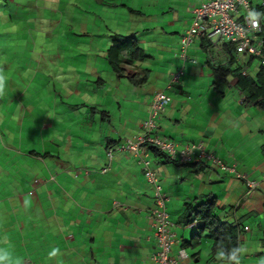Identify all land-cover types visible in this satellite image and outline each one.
Listing matches in <instances>:
<instances>
[{"label":"crops","instance_id":"obj_1","mask_svg":"<svg viewBox=\"0 0 264 264\" xmlns=\"http://www.w3.org/2000/svg\"><path fill=\"white\" fill-rule=\"evenodd\" d=\"M85 1L81 22L89 38L83 41V68L63 73L57 67L46 76L62 84L68 100L61 122L46 123L37 111L48 113L49 106L22 104L31 67L18 72V79L11 77L16 60L4 55L5 45H0V264H157L154 189L135 154L117 147L141 134L153 96L182 68V36L193 10L208 0H149L147 10L130 7L126 0ZM250 1L253 17L264 21L261 0ZM101 32L110 40L96 41ZM114 36H135L149 58L126 56L113 68L108 51ZM188 58L155 135L179 147L203 144L230 171L211 162L180 165L146 148L142 157L168 198L176 235L171 256L184 252L180 264H264V111L247 101L237 74L215 72L220 66L236 69L224 44L196 39ZM25 63L34 66L37 59L22 57L18 68L23 70ZM62 75L65 80L59 81ZM71 97L83 101L69 103ZM85 104L101 110L98 123L88 117L87 123L80 122L89 113ZM75 111H80L77 119ZM28 114L35 129L26 123ZM249 182L258 186L250 189ZM210 199H216L223 221L244 228L237 254L214 250L207 233L196 236L202 219L194 211ZM54 249L56 255L50 256Z\"/></svg>","mask_w":264,"mask_h":264},{"label":"rangeland","instance_id":"obj_2","mask_svg":"<svg viewBox=\"0 0 264 264\" xmlns=\"http://www.w3.org/2000/svg\"><path fill=\"white\" fill-rule=\"evenodd\" d=\"M126 2L130 7L139 10H147L149 6V0H126ZM86 4L87 1L85 0H0V45H5L1 49V52L11 58V60H16V66L13 70L14 74L12 72L11 77L18 79L16 75L18 72L24 73L25 69H30L29 67H31L32 72L29 73L28 70L29 76L25 78L27 97L24 102L22 101V104L34 105L37 108L42 106V110H44L45 106H49L45 108V110H49L45 114H42L43 112L36 108L46 123L49 124L52 121H62L63 111L65 109L63 104H68V100H66L64 89H61L62 84L60 83L58 85L55 80L54 83L50 77L46 78V76H48L51 70H55L57 67V70L61 68L63 73L70 71L77 73L79 71L77 70L78 68H83L81 62L86 57L83 56L85 54H83V41L89 38L83 36L82 28L84 23L81 22L82 13L87 7ZM70 10L74 12H70ZM72 19H77L74 20L73 26L70 23ZM14 24L19 26L18 31L13 32L9 30V27ZM68 25L71 26V29ZM106 26H109L111 29H116L114 28L115 24L113 22H107ZM107 34L112 35L110 32H107ZM95 35L97 37L96 41H101L102 39L110 40L104 32L96 33ZM70 41L75 43V47L69 46L67 48V43ZM43 43L47 44L44 45ZM4 55L0 54V57ZM22 57L29 61H33V58H36L37 64L30 66V63H25L22 66L23 70L19 69L18 62L20 60L22 61ZM258 67L259 65L255 63L249 69V73L253 74ZM47 71L49 72L47 73ZM63 79L65 80V76L62 75L59 77V81ZM54 84L57 87H54ZM39 86H44V88H39ZM54 89L57 90L59 95L54 92ZM122 90L125 96L129 97L128 89L122 87ZM0 100L2 101L0 102L1 113L4 101L2 98ZM56 100L59 101L57 111L59 115H57L54 108ZM71 101L82 103L83 98L79 100L78 97H71L69 98V103ZM86 107L89 113L80 122L82 123L84 121V123H87L86 117H88V120L91 122L94 119L98 123L101 120L102 114L97 111L101 110L95 106L96 109L94 112L92 110L94 108L93 105H86ZM78 112L80 113V111H75L74 113L76 119L79 117ZM34 119L39 121L36 117ZM34 122L28 114L26 123H32L31 127L35 129ZM97 127H100V123L97 126L93 124L94 129ZM0 142L3 143L2 134H0ZM188 241L190 240L188 239Z\"/></svg>","mask_w":264,"mask_h":264},{"label":"built area","instance_id":"obj_3","mask_svg":"<svg viewBox=\"0 0 264 264\" xmlns=\"http://www.w3.org/2000/svg\"><path fill=\"white\" fill-rule=\"evenodd\" d=\"M260 6L264 11V0H261ZM262 35L263 37H260ZM197 37L207 38L212 44L223 41L230 42L236 47L238 54L257 58L264 65V53L261 49L264 46V21L253 17L250 0H208L196 7L193 10L192 25L181 41L180 59L183 63L188 60V49ZM238 61L241 62L242 59L239 57ZM183 75L184 67L172 75L167 89L178 84ZM171 101L172 99L167 93L157 92L151 101L147 118L142 122V134L119 147L121 151L129 150L135 154L138 163L144 168L147 182L154 189L153 219L155 239L158 244V251L154 259L157 264H180V260L186 258V254L181 252L178 258L171 256L176 237L171 230L167 212L168 198L163 191L158 175L150 169V162L142 157L146 146L157 148L166 153L170 159L183 165L207 161L214 163L222 171H230L214 153L207 151L203 144L179 147L167 138L154 135L157 121ZM108 157H112L111 152L108 153ZM108 169L103 172H107ZM257 186L256 182L248 183L250 189H255Z\"/></svg>","mask_w":264,"mask_h":264},{"label":"trees","instance_id":"obj_4","mask_svg":"<svg viewBox=\"0 0 264 264\" xmlns=\"http://www.w3.org/2000/svg\"><path fill=\"white\" fill-rule=\"evenodd\" d=\"M259 8L263 11L260 5H259ZM252 13H253V7H252ZM260 37H263V35ZM224 45L226 48L229 49V52L232 57V63H234V61L236 63L235 64L236 69L234 70L226 69L225 67L220 66L218 68H215V72L216 73L226 72V73L237 74L238 75L237 86L244 93L247 101L253 103L258 108L264 111V66L258 67V69L253 74L244 76L241 72L242 70L241 68L243 66L241 67V64H239V62L237 61V56L234 51V45L230 42H226ZM261 49L264 53V46L261 47ZM126 56L128 57L130 56L129 58L132 57L133 59H135V61H145L146 59L149 58V56L139 46L137 42V38L135 36H130V37L114 36L112 38V46L110 47L108 51L109 64L113 68L117 69L118 66H120V63L124 61ZM248 58H249L248 60L249 63L255 61L254 59H257L251 56ZM169 83H170V80L168 84ZM168 84L165 90L160 91V92H165L169 95V91L172 90L176 85H174L170 89H167ZM155 132H154V135H155ZM141 134H142V129H141ZM120 146L117 147V150H119ZM148 147H150L149 149L153 151L154 153H156L158 156L167 158L168 160L171 161V159L167 156L166 153L159 151L157 148L153 146H149V145L146 146V148ZM113 151L114 150H110L108 153L111 152L113 155ZM171 162H176L180 164L179 162L175 160H172ZM206 162L207 161H201V162L187 164L185 166H194V165H198V164H202ZM180 165H183V164H180ZM194 213L196 217H200L202 219V225H199L200 232H198L196 236L202 237L203 233H207L208 237L214 243V250H219L227 254H231V253L237 254L238 253L239 247H240V237L244 231V228H242L241 225H234V224L225 222L218 216L217 210H216V199H210L205 204H202L200 207H198L194 211Z\"/></svg>","mask_w":264,"mask_h":264},{"label":"clouds","instance_id":"obj_5","mask_svg":"<svg viewBox=\"0 0 264 264\" xmlns=\"http://www.w3.org/2000/svg\"><path fill=\"white\" fill-rule=\"evenodd\" d=\"M250 2H251V1H250ZM201 4H202V3H201ZM199 6H200V5H199ZM251 6H252V5H251ZM192 21H193V15H192ZM191 25H192V22H191ZM191 25H190V27H191ZM190 27H189V28H190ZM189 28H188V29H189ZM188 29H187V30H188ZM9 30H10V31H13V32L18 31V30H19V26H18V25H15V24H14V25H11V26L9 27ZM187 30L185 31V33L187 32ZM185 33H184V34H185ZM184 34H183V36H184ZM183 36H182V38H183ZM200 38L203 39V40H207L208 42H210V43L212 44V42L209 41L207 38H202V37H197V38H195V39H194V42L196 41V39H200ZM181 41H182V39H181ZM194 42L192 43V45L194 44ZM226 42H227V41H223V42H220V43H218V44H212V45H214V46H216V47H219L221 44H225ZM192 45H191V46H192ZM191 46H190V47H191ZM189 49H190V48H189ZM189 49H188V52H189ZM234 51H235V54H236V56H237V61H238V58H239V57L242 59L241 62L238 61L239 64H241V67L243 66V67L241 68V69H242V70H241L242 74H243L244 76L249 75V74H250V73H249V69H250V68H249V64H248V60H249L248 57H250V56L245 55V54H242V55L238 54L235 46H234ZM180 52H181V42H180ZM180 52L178 53L179 57H180ZM188 60H189V58H188ZM188 60H187V61H188ZM254 60H255V61H253V62L257 63V64L259 65V67L264 66V65L261 64V62H260L258 59H254ZM187 61H186L185 63L182 62V67H184V75H185V64L187 63ZM237 61H236V62H237ZM178 71H179V70H178ZM178 71H177V72H178ZM177 72H175V73H177ZM175 73H174V74H175ZM172 75H173V74H172ZM172 75H171V77H170V81H171ZM184 75H183L182 79L184 78ZM182 79H181V80H182ZM180 82H181V81H180ZM180 82H179V83H180ZM169 84H170V83H169ZM169 84H168V85H169ZM176 85H177V84H176ZM165 109H166V108H165ZM109 158H110V157H109ZM171 160H172V159H171ZM108 170H109V169H108ZM108 170H107V171H108ZM175 237H176V235H175ZM175 244H176V243H175ZM57 251H58V249H54L49 255H50V256H55ZM2 259H3V257H0V260H2ZM16 264H19V262L17 261Z\"/></svg>","mask_w":264,"mask_h":264}]
</instances>
